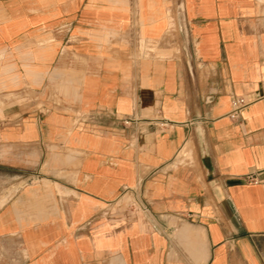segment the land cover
I'll return each instance as SVG.
<instances>
[{"label":"crops","instance_id":"0c3cea01","mask_svg":"<svg viewBox=\"0 0 264 264\" xmlns=\"http://www.w3.org/2000/svg\"><path fill=\"white\" fill-rule=\"evenodd\" d=\"M0 264H264V0H0Z\"/></svg>","mask_w":264,"mask_h":264},{"label":"built area","instance_id":"2783aa9c","mask_svg":"<svg viewBox=\"0 0 264 264\" xmlns=\"http://www.w3.org/2000/svg\"><path fill=\"white\" fill-rule=\"evenodd\" d=\"M251 102L250 99L245 98L244 96H237L231 100V110L229 116L231 118H237L240 111ZM139 119L135 117H129L123 120V123L126 125H137ZM149 123V122H148ZM163 125V123H161ZM245 179L250 182H258L260 178L256 174H247Z\"/></svg>","mask_w":264,"mask_h":264},{"label":"rangeland","instance_id":"374dc122","mask_svg":"<svg viewBox=\"0 0 264 264\" xmlns=\"http://www.w3.org/2000/svg\"><path fill=\"white\" fill-rule=\"evenodd\" d=\"M138 52L140 54H158V55H165V52L158 49L157 45L153 42L145 43L141 40L138 45Z\"/></svg>","mask_w":264,"mask_h":264}]
</instances>
